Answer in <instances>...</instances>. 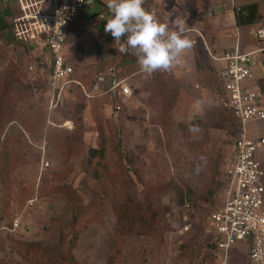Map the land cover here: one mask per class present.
<instances>
[{
    "label": "rangeland",
    "instance_id": "rangeland-1",
    "mask_svg": "<svg viewBox=\"0 0 264 264\" xmlns=\"http://www.w3.org/2000/svg\"><path fill=\"white\" fill-rule=\"evenodd\" d=\"M10 1L0 4V264H107L122 204L133 222L114 264H208L198 222L182 235L177 227L189 208L191 219H201L222 200L221 168L234 135L218 86L220 57L236 39L228 9L258 2V19L237 26L245 49L256 46L249 32L264 25V0H145L170 29L181 21L190 39L192 29L203 38L178 65L152 75L139 71L131 51L121 53L134 96L119 111L76 84L48 107L44 76L27 68L33 52L13 35ZM99 13L92 27L83 22ZM107 15L94 0L72 19L74 33L65 30L63 55L77 54L79 61L68 60L86 88L117 61L107 58L115 48L104 31ZM25 29L35 32L31 23ZM245 128L251 138L264 135V119ZM94 147L103 148L102 158L89 156ZM256 156L264 169V149ZM248 249L233 243L228 264H247Z\"/></svg>",
    "mask_w": 264,
    "mask_h": 264
},
{
    "label": "built area",
    "instance_id": "built-area-1",
    "mask_svg": "<svg viewBox=\"0 0 264 264\" xmlns=\"http://www.w3.org/2000/svg\"><path fill=\"white\" fill-rule=\"evenodd\" d=\"M7 2L0 0L1 6ZM10 3L13 35L27 42L33 52L27 68L44 76L50 109L58 105L62 94L72 84L79 85L88 99L107 96L109 104L118 111L134 96L129 82L133 73L125 72L129 58L120 52L117 61L105 71L97 72L89 88L75 75L74 65L63 55L65 30L88 0H15ZM146 10L157 16L155 3L147 5ZM97 17L103 14L85 22L91 25ZM29 23L34 33L27 34L25 26ZM192 30L196 32L191 39L193 43L203 38L199 29ZM249 33L257 40L256 46L242 51L236 31L235 43L223 51L220 58L225 63L218 69L220 90L224 94L222 103L236 120L232 126L231 148L221 168L222 200L199 221L198 217L190 218L189 203H184L182 207L189 210H184L183 221L177 227L182 235L198 222L207 250L213 255L212 264H228V250L235 242L248 245L247 264H264V169L256 156L258 149H264V135L251 138L245 128L252 119H264V25L257 24ZM251 80L255 83L246 85ZM68 122L69 119L65 120L64 125L68 126ZM13 225L18 227V222Z\"/></svg>",
    "mask_w": 264,
    "mask_h": 264
},
{
    "label": "clouds",
    "instance_id": "clouds-1",
    "mask_svg": "<svg viewBox=\"0 0 264 264\" xmlns=\"http://www.w3.org/2000/svg\"><path fill=\"white\" fill-rule=\"evenodd\" d=\"M145 0H105L107 18L104 31L114 40V46L122 54L137 58L141 73L152 75L157 71H169L181 62V57L193 48V41L185 35L181 21L170 29L161 23L154 13L146 10ZM91 4L92 0H88Z\"/></svg>",
    "mask_w": 264,
    "mask_h": 264
},
{
    "label": "trees",
    "instance_id": "trees-1",
    "mask_svg": "<svg viewBox=\"0 0 264 264\" xmlns=\"http://www.w3.org/2000/svg\"><path fill=\"white\" fill-rule=\"evenodd\" d=\"M255 14H256V3H251V4H246V5L240 6V8L237 10V18H238L240 24L253 22L255 19ZM218 86H219V90H220L221 89L220 88V81H218ZM221 106L224 109L225 113L230 117L229 119H231V127L234 126L236 124L235 118H233L231 112L223 103H221ZM1 147L5 148L4 144H1ZM98 154H99V159L104 156L103 148L94 147V148L89 149V156L90 157L97 156ZM120 208L123 210L121 211V214L118 215L117 223H116L115 227L113 228L112 234L109 236V246H108V253L109 254L107 255V264H114L113 263V256H115L123 248V241L122 240L124 239V234L127 232V226L129 225V223L133 222L132 218L130 217V215L126 211L127 210L126 205L123 206V204H122V205H120ZM163 208H164L163 213L166 214L169 209L167 207H163ZM197 220L199 221L201 219L198 218ZM78 229H79V227H78ZM67 233H68V231H66L65 234L67 235ZM73 234L74 233L72 232V235ZM70 241L72 242L73 239H70L69 241H67V244L69 245V247H71ZM69 249L70 248H68V250ZM111 249H112V252H110ZM208 253H209L208 255L210 257L208 264H212L213 255L210 251H208Z\"/></svg>",
    "mask_w": 264,
    "mask_h": 264
},
{
    "label": "crops",
    "instance_id": "crops-1",
    "mask_svg": "<svg viewBox=\"0 0 264 264\" xmlns=\"http://www.w3.org/2000/svg\"><path fill=\"white\" fill-rule=\"evenodd\" d=\"M98 2L99 3H101V4H103L104 5V3H105V0H98ZM155 2H158V1H156L155 0ZM251 3H256V14H255V19H254V21L253 22H255L256 21V19H258V16H259V6H258V2L257 1H255V2H249V3H245V4H242V5H240V6H243V5H246V4H251ZM150 3H149V1L147 2V1H145L144 2V5H143V7L146 9V7H147V5H149ZM238 6L239 5H235V4H233V6H232V8L231 9H228V14H231V16L235 19V25H234V28H232V33L233 32H236L237 31V26H241V25H243V24H240L239 23V20H238V18H237V10L240 8V6H239V8H238ZM97 18H102V17H97ZM96 18V19H97ZM87 19H89V18H87ZM87 19H85L83 22L86 24V25H88V27L90 28V27H92L93 26V24H91V25H89V24H87L85 21L87 20ZM95 19V20H96ZM95 22V21H94ZM251 23V22H250ZM74 24H75V21L74 22H71L69 25H68V27H67V30L68 31H70V32H72V33H74ZM245 24H247V23H245ZM258 24V23H257ZM256 24V25H257ZM254 28V27H253ZM231 33V34H232ZM257 43V42H256ZM239 47H240V44H239ZM254 47V46H253ZM252 46L251 47H249V48H246L245 47V49H242V47H240V49L242 50V51H247V50H250V49H252L253 48ZM69 54L70 55H68V59L71 61V62H76V61H79V57L77 56V54L74 52V51H69ZM109 55H108V60H111L112 58H114L115 57V59H116V56L118 55V53H116L115 52V48H113L112 49V51L111 52H109L108 53ZM102 58V57H101ZM103 58H104V56H103ZM105 59V58H104ZM113 60V59H112ZM74 72H75V67H74ZM99 72V71H98ZM97 74V73H96ZM95 74V75H96ZM75 75H76V73H75ZM95 75L93 76V77H95ZM79 79L81 78V77H79V76H77ZM93 79V78H92ZM81 80V79H80ZM84 81V80H83ZM83 81L81 80V82L83 83ZM89 81H91V79L89 80ZM85 86H86V84H84ZM87 88H89V87H87ZM65 93V92H64ZM96 99V98H95ZM101 99V98H100ZM107 103L109 104V98L107 97Z\"/></svg>",
    "mask_w": 264,
    "mask_h": 264
}]
</instances>
